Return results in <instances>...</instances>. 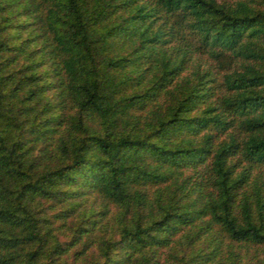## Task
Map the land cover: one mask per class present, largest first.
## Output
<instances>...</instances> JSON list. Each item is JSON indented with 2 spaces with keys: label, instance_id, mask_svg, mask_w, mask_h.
<instances>
[{
  "label": "trees",
  "instance_id": "obj_1",
  "mask_svg": "<svg viewBox=\"0 0 264 264\" xmlns=\"http://www.w3.org/2000/svg\"><path fill=\"white\" fill-rule=\"evenodd\" d=\"M0 264H264V0H0Z\"/></svg>",
  "mask_w": 264,
  "mask_h": 264
}]
</instances>
